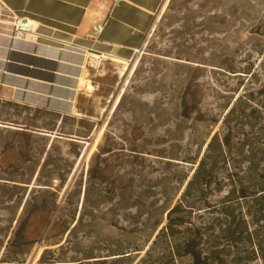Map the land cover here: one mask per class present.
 <instances>
[{
	"label": "rangeland",
	"instance_id": "374dc122",
	"mask_svg": "<svg viewBox=\"0 0 264 264\" xmlns=\"http://www.w3.org/2000/svg\"><path fill=\"white\" fill-rule=\"evenodd\" d=\"M126 66L92 61L73 115L0 100V264L189 263L156 236L204 155L210 184L175 240L203 264H264L263 164L249 163L264 155V0H165Z\"/></svg>",
	"mask_w": 264,
	"mask_h": 264
},
{
	"label": "crops",
	"instance_id": "0c3cea01",
	"mask_svg": "<svg viewBox=\"0 0 264 264\" xmlns=\"http://www.w3.org/2000/svg\"><path fill=\"white\" fill-rule=\"evenodd\" d=\"M165 0H0V100L44 109L60 116L75 113L84 92V70L99 58L130 60L146 44L155 15ZM13 17L28 18L36 32L23 42L10 39ZM103 24L96 42L88 39ZM39 36L45 39H38ZM91 48L76 53L55 44ZM87 85L85 84V87ZM83 89V90H82ZM85 89V92H86Z\"/></svg>",
	"mask_w": 264,
	"mask_h": 264
},
{
	"label": "trees",
	"instance_id": "16d2710c",
	"mask_svg": "<svg viewBox=\"0 0 264 264\" xmlns=\"http://www.w3.org/2000/svg\"><path fill=\"white\" fill-rule=\"evenodd\" d=\"M189 92V87L185 89L183 98H182V106H183V113L182 115L185 118H188L189 116V111L190 107L187 106V94ZM14 106H18L15 103H11ZM28 108V107H27ZM39 110V109H37ZM45 111V110H44ZM234 109L231 108L225 115L223 119V124L227 121V119L233 114ZM48 112V111H46ZM54 114L56 117L60 116L56 113H51ZM24 129V128H23ZM230 132L227 131V134L223 137L222 139V145L225 147L229 146V141H230ZM79 140V139H77ZM217 142L216 137L214 136L211 141L206 145V150L205 152L208 153L210 149L213 147V145ZM264 153V152H263ZM207 158V155H204L199 162H194L191 163L195 165V169L193 173L190 175L189 180L187 181L188 176H186L183 179V182L187 181L186 185L184 186L183 191L181 192V198L177 202L176 205L173 207H170L166 210L165 213V225L159 230L156 238H165L168 246H169V252H168V257L174 261L180 260L182 258H189L190 262L187 264H203L200 256L198 255L196 251V247L194 244L193 240H183L181 242H177L175 240L176 234L179 232L178 228L182 227L186 222L184 219V215H187L188 212L190 211V207L187 205L185 202L187 198H189L191 193L196 190V192L200 194H204L206 191L207 187L210 184V172L209 170L206 169V164H205V159ZM250 163V170H255L263 164L262 169L259 170L260 172V178L262 179V182L264 183V155H261L259 158H256L255 160L249 161ZM89 174L91 177V170H89ZM259 192H264V190H260ZM239 193L242 195V197H246V189L242 188L240 189ZM262 195H259L260 197ZM262 199V197H261ZM184 214V215H183ZM161 224V221L157 222L155 225V228L157 229L158 226ZM23 229L21 226H19L14 234L13 238L10 241V245H16V247L19 248L20 245H18L17 242L22 241L23 239ZM14 243V244H13ZM62 247L60 246V249ZM49 252V251H46ZM131 252H128L129 254ZM51 258L49 259V264H55V251L51 252ZM122 255V254H121ZM92 259V258H91ZM45 258L42 255L40 259V264H45ZM79 264H82L81 261H77ZM9 263L6 261H1V264Z\"/></svg>",
	"mask_w": 264,
	"mask_h": 264
},
{
	"label": "built area",
	"instance_id": "2783aa9c",
	"mask_svg": "<svg viewBox=\"0 0 264 264\" xmlns=\"http://www.w3.org/2000/svg\"><path fill=\"white\" fill-rule=\"evenodd\" d=\"M1 18H2V13L0 11V24L5 23L2 21ZM9 23L12 26V33H11L10 39L14 42L25 41L26 37L28 35L32 34L33 32H36V29H37V26L35 25V23L28 18L13 17L11 22H9ZM102 31H103V24H95L89 33L88 39L92 42H96L98 40L99 36L101 35ZM38 39L43 40V39H45V37L39 36ZM55 44L62 51L65 48H69L70 50H72L73 52H76V53H80V52L85 53L86 51L91 50V48L83 47L80 45H73V44H70L67 47L65 45V43L62 41H57V42H55Z\"/></svg>",
	"mask_w": 264,
	"mask_h": 264
},
{
	"label": "bare ground",
	"instance_id": "6f19581e",
	"mask_svg": "<svg viewBox=\"0 0 264 264\" xmlns=\"http://www.w3.org/2000/svg\"><path fill=\"white\" fill-rule=\"evenodd\" d=\"M165 8V7H164ZM164 8L162 9V12L164 11ZM99 57H96L95 55L94 56H92V59L93 60H96V59H98ZM113 62H115V63H117V64H120L121 65V67H122V70L120 71V74L119 75H123V71L125 70V69H127L126 67V65H127V61H121V60H117V59H113L112 60ZM136 66H137V61L133 64V66H132V71L134 72L135 71V68H136ZM86 89V88H85ZM87 89L88 90H91V86H88L87 87ZM123 94V90H121L120 92H119V95L117 96V98L115 99V102H114V105H113V109H115L116 108V106H117V104L119 103V100H120V97H121V95ZM112 109V110H113ZM95 146V145H94ZM91 153V152H90ZM90 153L88 154V156L90 155ZM87 156V157H88ZM38 256V255H37ZM37 256H36V258H37ZM35 258V259H36Z\"/></svg>",
	"mask_w": 264,
	"mask_h": 264
},
{
	"label": "water",
	"instance_id": "95a60500",
	"mask_svg": "<svg viewBox=\"0 0 264 264\" xmlns=\"http://www.w3.org/2000/svg\"><path fill=\"white\" fill-rule=\"evenodd\" d=\"M74 142H77V141H74ZM166 217V216H165Z\"/></svg>",
	"mask_w": 264,
	"mask_h": 264
}]
</instances>
